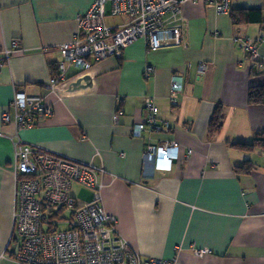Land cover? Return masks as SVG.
<instances>
[{
	"label": "crops",
	"instance_id": "crops-1",
	"mask_svg": "<svg viewBox=\"0 0 264 264\" xmlns=\"http://www.w3.org/2000/svg\"><path fill=\"white\" fill-rule=\"evenodd\" d=\"M94 2L0 0V59L6 57L3 50H13L0 68V264H20L12 257L18 242L13 167L19 139L103 169L101 202L142 257H177L179 264H264V145L250 150L233 145L264 132V104L250 102L248 95L250 87L264 85V66L253 73L259 66L241 45L254 38L264 62V0H231L228 13L186 1L179 43L150 49L142 37L120 56L80 70L61 45L74 38L79 15ZM248 9L261 10L262 21L233 22L232 10ZM61 62L65 79L51 88ZM86 73L92 86L71 89ZM173 75L184 84L175 102ZM19 91L44 97L52 114L16 135L2 114L11 110ZM148 97L158 107L160 127L135 136L133 128L147 118ZM121 107L126 111L116 122ZM216 109L224 119L212 132ZM172 140L180 143L176 157L170 163L157 159L154 176L146 178L147 145ZM245 162L253 168L237 172L236 165ZM93 198L94 193L89 200L77 197L83 203ZM196 248L209 252L199 256Z\"/></svg>",
	"mask_w": 264,
	"mask_h": 264
},
{
	"label": "built area",
	"instance_id": "built-area-1",
	"mask_svg": "<svg viewBox=\"0 0 264 264\" xmlns=\"http://www.w3.org/2000/svg\"><path fill=\"white\" fill-rule=\"evenodd\" d=\"M186 1L213 5L219 13H228L231 0H95L92 7L79 15V27L74 38L61 45L66 59L80 70L89 69L94 62L109 56H120L123 49L139 38L148 48L181 41L182 5ZM111 5L108 12L107 5ZM120 15L127 19L118 25L106 22V16ZM248 37L241 40L242 48L251 59H258V46ZM19 45L14 41V50ZM0 68L8 62L13 50H3ZM260 67L263 62L258 63ZM151 68L146 69L149 76ZM66 76L64 62L60 72L49 81L51 88ZM180 75L171 78V98L175 102L183 90ZM11 110L2 114L4 123L15 125L16 135L23 128L34 126L41 117L51 115V107L44 97L16 92ZM148 115L133 128L140 136L146 127L159 128L158 107L154 99H146ZM125 107L119 108L113 118L119 121ZM167 125L168 122H165ZM179 141L150 143L143 151V173L146 178L155 174L157 159L173 161ZM191 151V150H190ZM92 163L68 158L53 150L24 141L16 142V161L13 173L18 203L14 212L18 242L12 257L20 264H179L177 257H142L117 230L118 217L106 210L101 202V172ZM79 183L92 189L91 201L79 202L72 192ZM67 222L68 227H61ZM208 248H196L204 256Z\"/></svg>",
	"mask_w": 264,
	"mask_h": 264
},
{
	"label": "trees",
	"instance_id": "trees-1",
	"mask_svg": "<svg viewBox=\"0 0 264 264\" xmlns=\"http://www.w3.org/2000/svg\"><path fill=\"white\" fill-rule=\"evenodd\" d=\"M230 14L233 19V22L236 24L262 21L261 10L259 9L232 10ZM259 62H263V61H260L258 58L256 62H254V66L256 67L259 66V70L258 68H256V70H254L253 73L257 74L259 71H261L260 69L263 68L264 62L262 67H260V65L258 64ZM248 95L250 102L264 104V85L250 87ZM223 119H224L223 112L219 109H216V111L214 112L211 118L209 130H211L212 132H218V130L222 126ZM233 145L235 147L241 149H247V150L253 149L257 145H264V132H260L254 139V141L236 142ZM251 168H253V164L247 162H245V164L242 165H236L235 167L237 172H249Z\"/></svg>",
	"mask_w": 264,
	"mask_h": 264
},
{
	"label": "rangeland",
	"instance_id": "rangeland-1",
	"mask_svg": "<svg viewBox=\"0 0 264 264\" xmlns=\"http://www.w3.org/2000/svg\"><path fill=\"white\" fill-rule=\"evenodd\" d=\"M110 7H108V12H110ZM126 20L125 16H120V15H111L107 16L106 21L110 25H118L119 23H123ZM92 189L83 186L79 183L74 185V193L77 195V197L80 200H89L92 197ZM61 227H68V223L64 222L61 223Z\"/></svg>",
	"mask_w": 264,
	"mask_h": 264
},
{
	"label": "water",
	"instance_id": "water-1",
	"mask_svg": "<svg viewBox=\"0 0 264 264\" xmlns=\"http://www.w3.org/2000/svg\"><path fill=\"white\" fill-rule=\"evenodd\" d=\"M92 84H93V77L89 73H86L78 77L75 81H73L70 85V88L76 90L79 88L92 86Z\"/></svg>",
	"mask_w": 264,
	"mask_h": 264
},
{
	"label": "clouds",
	"instance_id": "clouds-1",
	"mask_svg": "<svg viewBox=\"0 0 264 264\" xmlns=\"http://www.w3.org/2000/svg\"><path fill=\"white\" fill-rule=\"evenodd\" d=\"M184 88V87H183Z\"/></svg>",
	"mask_w": 264,
	"mask_h": 264
}]
</instances>
